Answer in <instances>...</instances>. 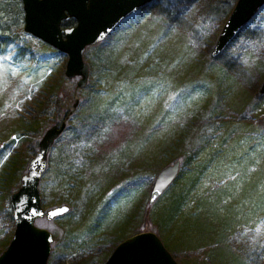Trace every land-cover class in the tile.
<instances>
[{
  "label": "rangeland",
  "instance_id": "obj_1",
  "mask_svg": "<svg viewBox=\"0 0 264 264\" xmlns=\"http://www.w3.org/2000/svg\"><path fill=\"white\" fill-rule=\"evenodd\" d=\"M235 3L150 2L85 49L83 88L66 77V54L12 28L0 54V254L11 195L45 131L65 121L38 186L44 210L69 207L35 222L52 234L47 264H103L145 231L178 264H264V5L211 55ZM175 161L173 194L187 186L167 224L168 190L148 200Z\"/></svg>",
  "mask_w": 264,
  "mask_h": 264
},
{
  "label": "water",
  "instance_id": "obj_2",
  "mask_svg": "<svg viewBox=\"0 0 264 264\" xmlns=\"http://www.w3.org/2000/svg\"><path fill=\"white\" fill-rule=\"evenodd\" d=\"M24 32L67 55L65 75L79 77L77 87L86 86L88 65L85 49L102 42L130 14L154 0H20ZM264 5V0H236L211 53L219 56ZM73 19L75 24L64 27ZM264 94V81L260 88ZM66 122L53 125L38 142V151L30 160L28 172L21 176L20 187L11 195L14 232L0 264H47L52 234L36 226L38 219L51 221L69 211L67 205L44 210L38 190L47 165V155L65 130ZM180 162L164 167L156 176L149 195L153 204L174 182ZM103 264H178L158 236L145 231L122 240Z\"/></svg>",
  "mask_w": 264,
  "mask_h": 264
},
{
  "label": "trees",
  "instance_id": "obj_3",
  "mask_svg": "<svg viewBox=\"0 0 264 264\" xmlns=\"http://www.w3.org/2000/svg\"><path fill=\"white\" fill-rule=\"evenodd\" d=\"M74 23L75 22L71 19L64 23V27H70L74 25ZM16 26H19V29H23V11H22V7H20L18 4V0H0V54L8 46L9 35L11 34V30L13 27L15 28ZM66 115L67 114H65L64 116ZM181 177L182 176L179 171V174L176 177L173 184L167 189L168 191L166 190L168 192L166 195H171V197H169L166 206L162 209V213H161L162 223L165 222L169 224L171 223V221H174V217L177 215V213L179 212L182 206V198H183L182 192L183 189L187 186V183L184 182L185 183L184 188L178 191L177 195L173 194L174 187ZM188 231L189 230L185 231L186 236L189 235Z\"/></svg>",
  "mask_w": 264,
  "mask_h": 264
}]
</instances>
